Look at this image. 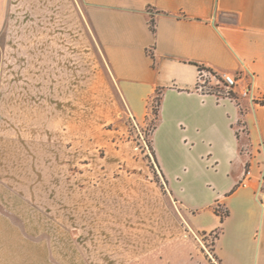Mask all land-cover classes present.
<instances>
[{
    "label": "rangeland",
    "instance_id": "obj_1",
    "mask_svg": "<svg viewBox=\"0 0 264 264\" xmlns=\"http://www.w3.org/2000/svg\"><path fill=\"white\" fill-rule=\"evenodd\" d=\"M12 4L0 29V264H220L221 228L192 230L156 165L157 99L132 118L72 0Z\"/></svg>",
    "mask_w": 264,
    "mask_h": 264
},
{
    "label": "crops",
    "instance_id": "obj_2",
    "mask_svg": "<svg viewBox=\"0 0 264 264\" xmlns=\"http://www.w3.org/2000/svg\"><path fill=\"white\" fill-rule=\"evenodd\" d=\"M72 5L136 119L150 115L160 93L151 143L183 219L196 231L221 228L220 264H264V0ZM12 6L0 0V29ZM200 66L242 75L235 89L241 104L200 92ZM249 72L261 103L240 95ZM216 205L229 211L223 221Z\"/></svg>",
    "mask_w": 264,
    "mask_h": 264
},
{
    "label": "built area",
    "instance_id": "obj_3",
    "mask_svg": "<svg viewBox=\"0 0 264 264\" xmlns=\"http://www.w3.org/2000/svg\"><path fill=\"white\" fill-rule=\"evenodd\" d=\"M243 78L239 73L233 72H218L210 67L200 68L197 85L198 90L205 94H212L218 100H231L236 101L238 94L236 92V87L238 86L240 80ZM248 81L241 91V96L248 97L254 102L261 103L263 98L261 95L254 92V81L255 74L249 72ZM132 118L135 120V116L131 113ZM251 174V170L246 171V176ZM263 179H261L262 183ZM260 183V188H261Z\"/></svg>",
    "mask_w": 264,
    "mask_h": 264
},
{
    "label": "trees",
    "instance_id": "obj_4",
    "mask_svg": "<svg viewBox=\"0 0 264 264\" xmlns=\"http://www.w3.org/2000/svg\"><path fill=\"white\" fill-rule=\"evenodd\" d=\"M152 24V28L154 29V21L152 20L151 22ZM203 66H200V68H202ZM158 101V104H159V99H160V93H158L155 97ZM157 113V112H156ZM216 212L221 215V218H222V221L225 219V217H227L229 215V211L227 210L226 213H220V211L218 210V208H216ZM220 234V233H219ZM219 237V235H218Z\"/></svg>",
    "mask_w": 264,
    "mask_h": 264
}]
</instances>
